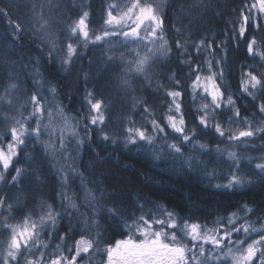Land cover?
<instances>
[{
  "label": "snow or ice",
  "instance_id": "snow-or-ice-1",
  "mask_svg": "<svg viewBox=\"0 0 264 264\" xmlns=\"http://www.w3.org/2000/svg\"><path fill=\"white\" fill-rule=\"evenodd\" d=\"M173 4H176L173 11L178 9L175 23L165 29V9L171 8ZM203 7L201 0H191L190 3L187 0L182 3H177V0H130V4H124L123 7L108 3L104 10L106 18L102 14L103 26L99 33L89 30L91 21L88 11L76 12V19L69 17L68 20H56L46 18L41 5L36 16L39 27L33 31L26 28L23 21L9 20L13 30L7 33V38L11 40V53L17 56V60L9 67L19 64L21 69L27 68L24 55L15 51L26 32L42 48L48 49L46 55L49 59L55 61L57 53H60V67L65 70H71L76 59L87 55L93 48H102L107 44L101 59L105 61L104 70L111 73V83L106 86L109 96L113 91L130 94L129 110L140 115L144 123L138 126L131 116H122L113 127L114 106L110 99L103 98L105 93L98 85L91 90L86 89V107L82 119L80 114L68 117L62 108L53 110L46 107L43 103L45 97L35 93L26 102L32 105L28 116L17 119L12 115H0V123L11 121L10 127L0 129V193H3L0 194V216L8 213L3 216L4 222L0 223V234L7 233L0 240V264H80L85 258L91 261L94 254L106 256L104 264H229V261L231 264H264V215L257 216L252 222L247 219L249 214L256 215L259 209L247 204L240 205L239 210L244 213L243 217L235 212L217 217L212 221L214 226L211 228L198 220L193 221L191 216L181 215L176 210L167 211L158 207L159 217L151 210L145 212V205L139 203V198L136 208L142 213L140 216L128 211L121 214L109 198L111 194L100 186L101 181H87L83 173L78 172L71 163L77 158L85 140H90L94 134H98L102 142L122 144L125 148L142 142L155 145L159 140L171 150L174 157L181 158L188 169H192L194 165H203L205 169L208 167L205 161L192 155L185 158L183 149L190 144L193 152L215 156L217 161L226 159L229 165L226 174L228 182L223 185L216 184L214 187L236 189L264 183V156L253 158L219 145L213 147L206 143H194L196 136L200 134L197 128L201 132L210 130L226 144H243L246 147L249 146L248 140L264 136V119L257 117V113L264 117V99H261L264 98V72L257 75L255 66L243 65L242 67L252 70L241 73L240 96L222 87L223 65L228 61V41H237L234 45L237 48L242 42L250 58L259 56L261 62H264V50H261L264 49V38L258 42L256 35L249 34L250 30L257 35L264 34V0H242V6L236 10V19L227 30L229 35L219 43L207 35L193 39L200 33L199 30H193L192 12ZM51 9L52 4L49 3V11ZM0 13L8 16L4 9H0ZM185 20L188 21L187 24L184 23ZM53 24L58 26L61 33L59 36L51 30ZM166 32L172 34L171 40ZM130 45L137 47L130 48ZM141 45L145 48L144 54L138 50ZM121 48L127 50V55L119 52ZM133 55L134 59L127 58ZM200 57L204 59L200 60ZM174 58L181 68L187 67L189 72L184 83L176 78L175 72L171 75L163 71L159 73L165 76L171 87L164 90L160 86L157 91H164V97L170 103L167 112L155 118L156 113L147 106V101L135 93L141 86L150 84L154 65L160 69L167 68L171 72ZM29 60L33 65L34 75L39 77V61L31 58ZM94 61L93 57L89 64ZM117 69L119 74H116ZM14 75V72L8 73L9 80ZM84 80H90L89 71H84ZM33 84L37 88L48 85V91L52 95L56 94V88L47 79L33 80ZM20 90L17 83L6 84L4 94L0 95V103L15 110L14 101L17 97H8L12 92ZM186 95L191 100L187 107L196 127H189L186 119ZM197 96L207 102L193 109L192 105L196 103ZM242 97L251 101L255 109L249 116L241 115V107H247ZM147 117L153 118L146 119ZM57 122L60 135L57 143H52L51 138L57 129ZM234 122H239L243 128L237 131L233 128ZM80 129L84 133L83 137ZM43 135L49 137V141L45 143V152L54 156L59 151L64 160V164H59L60 157H55L61 188H66L69 174L79 176L80 187L84 192L83 199L89 211L87 214L80 213L79 206L73 202L75 196L69 197L62 190L58 195L62 197L63 212L56 211L54 205L41 200L31 211H24L19 223H8V220L15 218V211L23 209L19 198L16 202L9 203L10 196L5 188H15L20 192L25 190L30 180L37 184L43 183L39 176L40 169L33 168L30 171L28 168L16 166L28 142H40ZM70 143L74 144V148L68 147ZM163 151L161 148L154 152V159H161ZM30 159L25 154V160ZM256 159L261 162L253 163ZM245 168H248L249 174L255 175V180L245 175ZM217 171L213 168L206 172L208 179H214ZM88 184L93 187H88ZM30 198L28 195L24 197L25 200ZM149 203L155 204V201ZM71 210L84 217L78 221V224L85 225L79 239H74L76 230L69 227L56 238L62 242L74 239L73 244L63 249L57 244L54 251H46L51 245L41 239V234L47 231L49 239L56 236L57 225L65 215L69 217L71 224ZM105 215L116 220L122 230L121 235L124 238L116 239L114 244L109 241L105 232L95 231L93 234L91 231L101 227L97 217ZM241 219H244V224H239ZM64 252L69 255H64Z\"/></svg>",
  "mask_w": 264,
  "mask_h": 264
},
{
  "label": "trees",
  "instance_id": "trees-1",
  "mask_svg": "<svg viewBox=\"0 0 264 264\" xmlns=\"http://www.w3.org/2000/svg\"><path fill=\"white\" fill-rule=\"evenodd\" d=\"M113 2L117 4V1L114 0H43V2L38 3H36V0H0V9H4L8 13V16L0 13V95L4 94L5 85L8 83H17L21 89L20 91L12 92L8 97H17L14 101L15 110L9 109L7 104L0 103V115H13L17 112L14 115L17 119H21L22 116H28L32 105L26 102L35 93L45 97L43 103L46 107L49 108L50 102L56 108H62L68 117H75L80 114L82 119L86 107L84 104L86 89L91 90L98 85L99 89L105 93L103 98L106 100L110 99L114 106L113 127L116 126V123L122 116H131L137 121L138 126L143 124L144 121L141 120V116L129 110L131 107L130 94L113 91L109 96L106 86L111 83V80L106 78H108V74L110 73L104 70L105 61L97 56V54L100 55L98 51H104L107 48V44L102 48H97L98 51L91 50L87 55L76 59L74 64L71 65V70H65L60 67V53H57L55 61L49 59L46 55L48 49L46 47L42 48L39 42L34 41L26 32L24 39L19 41V45L15 51L24 55V64L27 65V68L21 69L19 64H16L15 67H9V65L17 60V56L11 53V40L7 38V33L13 30L9 20L23 21L24 26L33 31L39 27L36 16L41 10V5H43L45 17L55 18L56 20H68L69 17L76 19V12L88 11L90 13L89 20L91 21L89 23V30L99 33L103 26L102 14H106L104 11L106 5ZM182 2H185V0H177V3ZM187 2L190 3L191 0H187ZM49 3L52 4L51 11H49ZM201 3L204 7L192 12L193 30H199L200 33V35L194 36L193 39H199L202 35H207L209 38H214L216 43L225 40L227 35H229L227 32L228 28L232 26V22L236 19V10L242 6V0H201ZM32 5L35 8L31 9ZM34 9L35 11L33 12ZM173 9H176V4H173L171 8L165 9V27L168 26L170 28L175 23L178 9L176 11H173ZM19 13L21 16H24L22 18L17 17ZM184 23L187 24L188 21L185 20ZM51 30L57 36L61 34L56 24L52 25ZM165 34L169 40L172 39L170 32H166ZM249 34L250 36L256 35L258 42L264 38V34L257 35L251 30ZM236 43L237 41L235 40L228 41V61L223 65L224 80L222 87H226L228 91L240 96L239 81L241 73L252 70L242 66H255V74L259 75L260 72H264V62H261L259 56L250 58L245 52L244 44L240 42V47L237 48L234 47ZM129 47L136 48L137 45H130ZM138 50L141 54L145 52L143 45L139 46ZM81 51L83 52V49ZM119 52H125L127 55L126 49L121 48ZM93 57L95 61L90 65L88 59L90 60ZM29 58L39 61L38 67L41 73L39 77L34 75L33 65ZM127 58L134 59V55L127 56ZM199 59L203 60L204 57H200ZM82 70L90 72V80L88 82L84 80V71ZM161 71L168 75L175 72L177 74L176 78L184 83L189 69L187 67L181 68V66L173 63V61L171 72L167 68L160 69L155 65L153 66L152 73L154 74H150V84L141 86L135 95L143 97L151 105L149 108L156 113L155 118H159L167 112V106L170 101L160 98V96H158L160 99L157 96H146L145 92L149 91L148 89L152 86H162L164 90H168L171 87L165 76L159 75ZM12 72L15 75L9 80L8 73ZM204 75L208 74L204 73ZM43 79L50 81L51 86L56 88L55 95H52L48 91V85H45L43 88L34 86L33 80ZM145 87H147V90H144ZM241 99L247 105L246 108L241 107L242 116H249L251 112H255L251 101L243 97ZM205 102L207 101L197 96L196 103L192 105V108L194 109ZM184 103L189 127H196V122L187 107L191 103L190 97L187 95L185 96ZM21 105H24V107H21ZM257 117L264 119L258 113ZM152 118L147 117L146 119ZM10 126L11 121L0 123V129ZM233 128L238 131L243 128V125L239 122H234ZM79 131L81 132V137H83L84 133L82 129ZM197 132L200 133L196 136L197 142L206 143L213 147L219 145L221 148H227L243 156H251L253 158L264 156V136L248 140L247 144L249 146L246 147L243 144H226L213 132H211V137L205 136L204 132H201L199 128H197ZM59 135V122H57V129L53 135L56 137L52 136V143H57ZM48 141V135L41 136L40 142L30 140L28 146L16 162L17 167H25L30 171L33 168L40 169L39 176L43 183L37 184L30 180L25 186V190L20 192L15 188L11 190L5 188V192L10 196L9 203H14L19 198V203L23 209V211H15V218L8 220V223H19L23 218L24 211H31L38 206L41 200L54 205L56 211L63 212L64 210L61 208L62 197L58 195L62 190L66 191L69 197L75 196L73 202L79 206L80 213L87 214L89 211L83 199L84 192L80 187L79 176L69 174L66 188H61L59 182L60 176L57 172V159L55 158L60 157V153L57 151L53 156V154L45 152V143ZM68 147L74 148V144L70 143ZM161 148L164 149L161 153V159H154L153 153ZM183 151L185 152V158L188 155H192L194 158L205 161L208 164L207 169L203 165H194L192 169H188L183 160L174 157L171 154V150L159 140L156 141L155 145H148L142 142L137 146L125 148L122 144L113 145L110 142H102L98 134H94L90 140H85L79 149L77 158L71 163L78 172L83 173L87 181H101L100 186L105 188L107 193L111 194L109 198L114 202L115 207L121 211V214L124 211H128L134 212L136 216H140L142 213L136 208L139 198V203L145 205V212L151 210L159 217L160 213L157 212L158 207L167 211L176 210L181 215H185L186 217L191 216L193 221L198 220L201 224H207V226L211 227L214 226L212 221L217 217L227 216L234 212L243 217L244 213L239 210V206L243 204L259 209L256 215H248L247 219L249 222L255 221L257 216L264 215V183H255L236 189L214 187L216 184L223 185L228 182L226 178L229 168L227 160L220 159L217 161L215 156L203 155L199 151L193 152L191 144L187 145ZM25 154H28L31 159L25 160ZM259 162L261 161L258 159L253 161V163ZM59 164H64L62 157L59 159ZM213 168H216L218 171L215 178L209 180L206 172L212 171ZM245 175H248L250 179H256L255 175L249 174L248 168H245ZM88 187L91 188L93 185L88 184ZM25 195L31 198L25 200ZM149 201H155V204L149 203ZM109 206L111 207L112 205ZM71 211V224H69V217L65 215L57 225L56 236L49 239L47 231L41 234V239L51 245L46 251H54L57 244L62 249L69 247L73 244L74 239H79L85 225L82 223L78 224V221L83 220L84 217L78 216L74 210ZM7 215L8 213L5 212L0 216V223L4 222L3 216ZM97 219L101 227L99 229H91L93 234L95 231L105 232L111 243H114L116 239L124 238L121 235L122 230L116 220L106 215L97 217ZM244 223V219L239 221V224ZM110 226L114 227L112 231L109 229ZM256 226L258 227L259 225ZM68 227L76 230L73 240L62 242L56 238L64 234L68 230ZM5 236H7L6 232L0 234V240H3ZM253 238L255 239L256 237L253 236ZM64 255L68 256L69 253L64 252ZM97 256H102V259L104 257L103 255Z\"/></svg>",
  "mask_w": 264,
  "mask_h": 264
},
{
  "label": "bare ground",
  "instance_id": "bare-ground-1",
  "mask_svg": "<svg viewBox=\"0 0 264 264\" xmlns=\"http://www.w3.org/2000/svg\"><path fill=\"white\" fill-rule=\"evenodd\" d=\"M42 2H43V0H42ZM47 2H50V1H47ZM52 3H53V1H51ZM24 16V15H23ZM23 16H21V14L19 13V15H17V17H19V18H22ZM105 17H106V14H105ZM27 20V19H26ZM165 29H169L168 28V26L167 27H165ZM103 52L104 51H100L99 53H100V55H98L97 54V56L98 57H101L102 56V54H103ZM173 61V63H176V61H175V58L172 60ZM158 87H160V86H152L150 89H148L149 91H146L145 92V94H146V96H160V98H164L165 99V97H164V93H163V91H157V88ZM159 98V97H158ZM159 98V99H160ZM49 101V100H48ZM147 106L148 107H151V105L147 102ZM197 107V106H196ZM49 108L50 109H53V110H55L56 109V107L54 106V105H52L50 102H49ZM204 134H205V136H207V137H211V131L209 130V131H205L204 132ZM197 140V139H196ZM195 142H197V141H194V143ZM69 228V227H68ZM74 229V228H73ZM110 231H112L113 229H114V227H112V226H110Z\"/></svg>",
  "mask_w": 264,
  "mask_h": 264
},
{
  "label": "rangeland",
  "instance_id": "rangeland-1",
  "mask_svg": "<svg viewBox=\"0 0 264 264\" xmlns=\"http://www.w3.org/2000/svg\"><path fill=\"white\" fill-rule=\"evenodd\" d=\"M42 0H36V3H38V2H41ZM114 1H117V4L118 5H120L121 7H123V5L124 4H130V0H114ZM113 3H115V2H113ZM116 4V3H115ZM32 8H35L34 7V5H32L31 6V9ZM33 12H34V10H33ZM114 15L115 14H117V13H113ZM92 50H96V51H98L97 50V48H93ZM98 52H100V51H98ZM88 62H89V59H88ZM101 64V63H100ZM109 73V72H108ZM107 73V74H108ZM116 74H119L118 73V69L116 70ZM110 75H111V73L110 74H108V78H106V79H110ZM26 96H27V92H26ZM31 105V104H30ZM15 113H17V112H15ZM15 113L12 115V116H14L15 115ZM54 138L56 137V136H53ZM209 228H211V226H208ZM114 244V243H113ZM104 256V255H103ZM102 256H97V255H95L94 254V258L91 260V261H89L87 258H85V260H83V261H81L80 262V264H104V262H105V260H106V256H104L103 257V259L101 258ZM100 259H101V261H100ZM230 264H231V262H230Z\"/></svg>",
  "mask_w": 264,
  "mask_h": 264
}]
</instances>
